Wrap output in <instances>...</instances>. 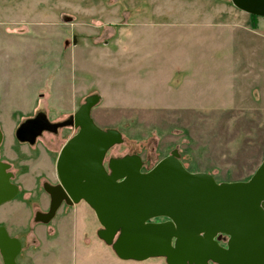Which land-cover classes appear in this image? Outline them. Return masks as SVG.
I'll list each match as a JSON object with an SVG mask.
<instances>
[{
  "label": "rangeland",
  "instance_id": "1",
  "mask_svg": "<svg viewBox=\"0 0 264 264\" xmlns=\"http://www.w3.org/2000/svg\"><path fill=\"white\" fill-rule=\"evenodd\" d=\"M95 92L94 121L124 136L106 160L138 153L148 170L178 148L192 172L247 179L264 158V17L231 0H0V157L21 184L0 223L22 242L17 264H167L120 259L85 202L34 221L75 129L31 146L15 130L40 109L64 120Z\"/></svg>",
  "mask_w": 264,
  "mask_h": 264
},
{
  "label": "water",
  "instance_id": "2",
  "mask_svg": "<svg viewBox=\"0 0 264 264\" xmlns=\"http://www.w3.org/2000/svg\"><path fill=\"white\" fill-rule=\"evenodd\" d=\"M239 9L264 17V0H231ZM101 95L91 93L68 118L50 121L42 110L15 130L20 142L35 144L44 131L73 126L78 131L61 147L59 183H44L51 202L35 222L49 223L63 202L85 201L101 225L97 236L123 260L162 257L167 264H264V158L247 180L218 182L212 173L192 172L178 148L143 170L138 153L111 156L124 142L114 127L92 117ZM3 131L0 127V153ZM11 164L0 158V206L19 193ZM165 218V220H156ZM223 241L225 245L221 244ZM21 240L0 224L3 264H17Z\"/></svg>",
  "mask_w": 264,
  "mask_h": 264
},
{
  "label": "flooded vegetation",
  "instance_id": "3",
  "mask_svg": "<svg viewBox=\"0 0 264 264\" xmlns=\"http://www.w3.org/2000/svg\"><path fill=\"white\" fill-rule=\"evenodd\" d=\"M79 108V107H78ZM43 109H40L39 111H42ZM46 114H47V117L49 118V116H48V113L45 111V110H43ZM76 111V110H75ZM74 111V112H75ZM38 112V111H37ZM36 112V113H37ZM74 112H72L70 115H72ZM35 113V114H36ZM34 114V115H35ZM69 115V116H70ZM68 116V117H69ZM49 120L50 121H52L50 118H49ZM56 121H59V120H57V118L53 121V122H56ZM67 128H74L75 129V133L78 131L75 127H73V126H66V127H61V128H59L57 131H51V130H47V131H44L43 133H42V135H40L37 139H39V138H41L43 135H44V133H49V134H51L52 136H53V138H58V137H62L63 136V131L65 130V129H67ZM74 133V134H75ZM73 134V135H74ZM73 135H71V136H69L68 138H67V140L70 138V137H72ZM66 140V141H67ZM36 143H37V141H36ZM35 143V144H36ZM26 144H28L29 146H31L32 144H29V143H26ZM35 144H33V145H35ZM63 146V145H62ZM61 146V147H62ZM44 150H45V153H46V155H48V159H50L51 161H52V157L50 156V155H52L51 154V152L49 151L50 150V148L48 147V145H45L44 146ZM60 150H61V148L58 150V155H59V152H60ZM52 153H55V152H52ZM38 157V156H37ZM36 157V158H37ZM1 158V157H0ZM57 158H58V156H56V157H54V164H55V170H54V172H52V174H53V176H52V178H50L46 173H45V175H46V177H48V179H45V180H43L42 181V188H43V191L49 196V206H48V208H46L45 210H36L35 211V214H36V212L37 211H48L49 210V207H50V202H51V198H50V195H49V193L44 189V183L45 182H50V183H52V184H57V183H59V179H58V176H57V172H56V162H57ZM2 160V159H1ZM3 161H5V162H8V163H10L11 164V167L8 169V170H10L11 172H13V177L11 178V181L12 182H14V183H16L18 186H19V193L21 192V184L20 183H18V182H16L15 181V179H16V177H17V174L12 170V162H10V161H7V160H3ZM40 175V177H42V176H44V174H39ZM18 193V194H19ZM18 196V195H17ZM16 196V197H17ZM15 197V198H16ZM14 198V199H15ZM14 199H12V200H14ZM12 200H10V201H12ZM9 202V201H8ZM81 202H85V201H81ZM7 203V202H6ZM80 203V202H79ZM86 203V202H85ZM5 204V203H4ZM63 204H67L66 202H63L62 203V205ZM87 204V203H86ZM3 205V204H2ZM1 205V206H2ZM61 205V206H62ZM0 206V207H1ZM60 206V207H61ZM89 206V205H88ZM90 207V206H89ZM59 210V209H58ZM58 210H57V212H58ZM57 212H56V214H57ZM35 214H34V218H35ZM56 214H55V216H56ZM54 216V217H55ZM156 220H165V218H157ZM35 221V220H34ZM38 223H43V222H38ZM0 224H2V223H0ZM43 224H48V223H43ZM4 225V224H3ZM220 243L221 244H223V245H225V243L223 242V241H220Z\"/></svg>",
  "mask_w": 264,
  "mask_h": 264
},
{
  "label": "crops",
  "instance_id": "4",
  "mask_svg": "<svg viewBox=\"0 0 264 264\" xmlns=\"http://www.w3.org/2000/svg\"><path fill=\"white\" fill-rule=\"evenodd\" d=\"M44 155H46L45 150H44L43 154L41 155V157H40V159H39V162H40V163H44V162H45V161L43 160V156H44ZM46 156H47V155H46ZM56 156H58V151L55 152V157H56ZM262 160H263V159H262ZM258 166H259V165H258ZM255 170H256V169H255ZM254 172H255V171H254ZM254 172H253V173H254ZM253 173H252V174H253ZM252 174H250V176H251ZM250 176H249V177H250ZM249 177H248V178H249ZM248 178H247V179H248ZM247 179H244V178H229V181L247 180ZM223 180H226V179H223ZM0 256H1V255H0ZM1 259H2V258H0V264H3V263H2L3 261L1 262ZM75 259H76L75 264H89V262H90L89 260H87V258L84 259L83 257H81V258H79V257H75ZM64 264H65V263H64ZM66 264H68V263H66Z\"/></svg>",
  "mask_w": 264,
  "mask_h": 264
},
{
  "label": "trees",
  "instance_id": "5",
  "mask_svg": "<svg viewBox=\"0 0 264 264\" xmlns=\"http://www.w3.org/2000/svg\"><path fill=\"white\" fill-rule=\"evenodd\" d=\"M253 19H255L257 16L256 15H251Z\"/></svg>",
  "mask_w": 264,
  "mask_h": 264
}]
</instances>
